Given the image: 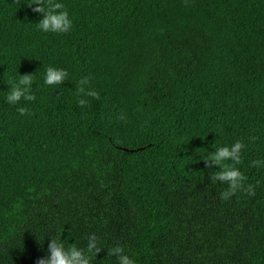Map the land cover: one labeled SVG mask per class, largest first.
I'll list each match as a JSON object with an SVG mask.
<instances>
[{
	"label": "trees",
	"instance_id": "1",
	"mask_svg": "<svg viewBox=\"0 0 264 264\" xmlns=\"http://www.w3.org/2000/svg\"><path fill=\"white\" fill-rule=\"evenodd\" d=\"M60 2L62 33L0 0V264H36L49 237L94 243L89 264H119L117 245L134 264H264V0ZM49 66L65 80L44 84ZM23 74L33 98L9 104ZM237 140L222 196L210 156Z\"/></svg>",
	"mask_w": 264,
	"mask_h": 264
},
{
	"label": "clouds",
	"instance_id": "2",
	"mask_svg": "<svg viewBox=\"0 0 264 264\" xmlns=\"http://www.w3.org/2000/svg\"><path fill=\"white\" fill-rule=\"evenodd\" d=\"M34 6V10L40 13H43V16L36 22V27L40 31L44 32H65L67 31L71 24L72 20L69 16L67 9L64 7L63 3L60 0H34V3L31 4ZM67 72L64 69L47 67L43 75V83L46 85L50 84H60L61 81L65 80ZM32 83V77L27 74L19 75L13 83H11L9 91L5 97V100L9 104H14L19 101L21 98L24 100H31L33 97L29 92V84ZM81 84H86L87 80L84 79L80 82ZM78 92H83L82 87L77 88ZM85 95L96 96L95 91L85 92ZM80 104L84 103L83 99L79 100ZM21 113L25 111L24 108L18 109ZM243 147L241 141L237 140L231 146H222L217 149L214 154H211L210 159L221 165L220 171L215 175L221 179H227L229 181V187L226 192L222 193V196H226L228 193H231L235 189L241 187L243 176L241 171H239L235 166L233 161L236 164L240 161V156L236 153ZM230 159V163L224 164L223 162ZM248 193L252 194V186L248 185ZM93 251H96L95 244L90 243L86 246V251H82L80 248L75 245L65 247V244L60 239H55L49 237L48 242V252L47 257L39 259L36 264H89V256ZM112 252L120 253L119 255V264H134L133 259L125 254L122 248L117 245L113 247L109 254Z\"/></svg>",
	"mask_w": 264,
	"mask_h": 264
}]
</instances>
